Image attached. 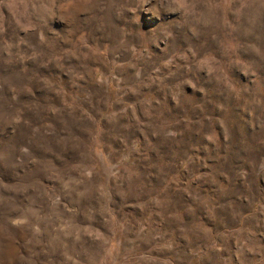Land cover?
I'll return each mask as SVG.
<instances>
[{"label": "rangeland", "instance_id": "1", "mask_svg": "<svg viewBox=\"0 0 264 264\" xmlns=\"http://www.w3.org/2000/svg\"><path fill=\"white\" fill-rule=\"evenodd\" d=\"M0 264H264V0H0Z\"/></svg>", "mask_w": 264, "mask_h": 264}]
</instances>
